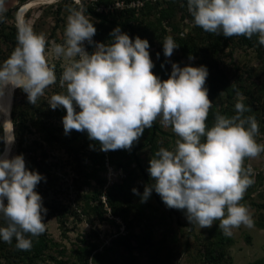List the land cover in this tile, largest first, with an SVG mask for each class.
<instances>
[{"label": "clouds", "instance_id": "clouds-1", "mask_svg": "<svg viewBox=\"0 0 264 264\" xmlns=\"http://www.w3.org/2000/svg\"><path fill=\"white\" fill-rule=\"evenodd\" d=\"M186 3L194 26L226 38L256 36L264 46V0ZM84 11L83 6L68 9L63 43L48 41L31 27H20L16 47L0 63V95L10 85L26 93L28 103L35 106L45 90L57 83L49 56L65 61L59 77L65 92L52 94L47 102L52 110H66L62 118L66 135L86 131L90 140L100 143L101 151L131 150L159 118L178 139L174 150L161 147L150 159L147 171L154 183L144 187L141 201L146 202L154 190L167 208L186 210L188 222L200 228H211L219 221L218 227L230 235L241 225L253 227L249 210L240 203L253 183L252 170L245 169L244 161L264 153V144L256 142L255 117L244 115L250 111L242 102L244 97L237 93L235 115L216 113L208 128L212 101L204 87L205 66L172 63L169 78L161 81L153 74L146 39L137 36L133 41L117 26L110 33L111 42L95 43L97 30ZM85 42L94 45L93 52L85 49ZM178 47L171 36L165 37L164 56L170 58ZM0 141L7 147L15 137L5 133ZM42 179L26 168L23 155H0V219L6 225L0 226V240L10 244L15 238L19 250H30L32 241L26 237L45 231L47 209L35 191ZM132 191L139 195L137 189Z\"/></svg>", "mask_w": 264, "mask_h": 264}, {"label": "trees", "instance_id": "trees-1", "mask_svg": "<svg viewBox=\"0 0 264 264\" xmlns=\"http://www.w3.org/2000/svg\"><path fill=\"white\" fill-rule=\"evenodd\" d=\"M29 1L31 0H22V6L19 9L29 4ZM117 1L120 0H96L85 3V7H83L85 8L84 14L90 18L97 30L93 39L100 43L107 44L111 42L110 33L117 26L121 28L123 33L128 34L133 41L137 36L146 39L150 45L148 51L151 60L155 65L152 70L153 74L158 76L161 81L169 78L172 63H179L181 67L205 66L208 70V77L204 87L207 88L208 97L212 101V107L206 121L208 128L213 126L216 113L228 117L236 114L234 106L238 101L237 93H239L244 97L242 101L244 105L250 109L244 115L254 116L259 125V134H264V46L257 43L256 36L251 39L244 36L226 38L222 34L207 33L196 26L190 28V25H188L190 31H185L183 36L182 27L185 28L186 21L193 23L187 10L186 0L147 1L145 6L139 10L127 8L108 13L98 10L100 7H108ZM61 8L62 5L52 13L55 15L57 23L62 21L60 19ZM77 8L79 7L77 6ZM18 11L15 9L10 16L13 24L5 23L7 15L9 16L8 13L0 18V63H3L10 56L17 45ZM117 13L121 16L117 17ZM47 15L49 14L44 11L37 20L33 26L35 33L45 34L43 31L46 29ZM30 16L31 9L26 13L25 21H28ZM168 36H171L179 46L173 52L175 54L172 55V61H169L163 54V42L165 37ZM48 39L50 38L48 37ZM235 46L255 50V59L260 62L258 67L251 63V65L243 68V72L240 66L235 67L225 64L223 58L226 57V49ZM91 52H93V48H90ZM232 52H234L233 49ZM157 54H159V58H157ZM190 55L194 59L189 60ZM229 55L231 56L232 53ZM161 65H163V68ZM242 72L246 75L244 79ZM59 77L57 76L56 84L45 90V95L37 100L35 106L28 103L26 93L19 88L15 90L12 120L17 141L16 156L23 155L26 168L38 172L45 178L41 180L35 189L42 199L47 197L49 191H52L57 198H61L65 194L62 190L61 177L52 172V165L49 162L46 149L38 140L32 139L30 134L35 129L41 134L42 139L47 140V144L51 148L66 149L74 155L77 164L75 203H78L79 208L85 215L96 216L103 222L114 223L115 218H120L130 231L142 222L140 220H144L149 216L147 201H141L144 189L136 185L138 180L143 181L145 185L150 184L141 156L146 149L150 150L152 158L161 147L170 150L169 144L162 139V137L169 134L162 129L158 118L153 126L146 129L141 138L134 142L131 150L107 152L101 151L100 143L90 140L86 131L76 132L73 130L72 132H75L73 136L66 135L62 124V118L66 115V110L60 107L55 109L54 112L47 102L52 94L65 92V89L59 86ZM232 79L235 81L233 85L231 84ZM3 135L4 125L0 123V136ZM4 150L5 144L0 141V155H4ZM39 150L41 152H38ZM107 164L122 170L126 177L121 183H115L104 190L106 178L103 173L106 171ZM244 167L247 169L246 166ZM250 178H253V176ZM90 182L98 185L89 193L84 191V188ZM133 189H137L139 195L133 194ZM152 195L157 197L154 190ZM103 196L106 197V201L102 199ZM42 204L47 211L50 210L48 203L42 202ZM254 206L257 207V205ZM259 207L261 213L258 214L257 220L253 222L256 227L264 230V203L258 205ZM107 208L111 209L114 220L109 221L107 219ZM53 210L57 213L61 227L64 229L68 220L71 218L78 219L76 216H79V213L65 205H56ZM0 226H6L2 219H0ZM26 238L32 241L31 248L27 251L19 250L16 247L15 238L10 244L0 240V264H46L47 261L54 264H119L116 261L109 262V252L114 251L113 248L116 244H124L127 247L132 246V242L128 240V235H119L112 240V245H103V248L99 244L84 241L82 244L86 245H80L75 251V260L66 261L51 253L56 247H60V244L55 242L46 230L39 236H28ZM213 238L204 246V255L210 262L225 264L227 260L226 247L231 244L232 239L227 237L222 229ZM136 243L137 246L131 249L137 248L140 251H155L156 249L159 253L166 244L165 240L153 241L151 236L143 238L141 235L139 237L137 235ZM135 260L136 258L130 257L123 264H137ZM160 260L162 264L167 263L166 260L159 259L154 255V263ZM252 264H264V259Z\"/></svg>", "mask_w": 264, "mask_h": 264}, {"label": "rangeland", "instance_id": "rangeland-1", "mask_svg": "<svg viewBox=\"0 0 264 264\" xmlns=\"http://www.w3.org/2000/svg\"><path fill=\"white\" fill-rule=\"evenodd\" d=\"M21 1L22 0H3V15L5 13L9 14L5 20L6 24H13V20L10 16L15 9L19 11L22 9H19L22 6ZM93 1L96 0H80V4H77L76 0H51L46 3L36 5L31 8V16L28 19V22H24V25L32 28L34 22H37L45 11L50 15H47V25L46 29L43 31V33L45 32L44 35L46 39L49 37L50 39H48V41L63 43V32L66 24V18L69 14L68 9L73 7L77 8V6L85 7L84 5L86 2L91 3ZM60 5H62L60 15V19L62 21L60 20L61 22H58L60 23L58 24L55 15L52 13L59 9ZM116 16L120 17L121 15L119 16L118 14ZM188 22L189 21H186L184 24L186 25L185 28L184 26L182 27L183 36L185 35V31H190V28L194 26L193 23ZM188 25H190V28ZM54 30L56 31L55 33L53 32ZM93 41L95 43H100L95 39H93ZM84 47L89 53L90 48H93L94 51V45H89L87 42L84 43ZM232 49L234 52H232ZM4 50L5 48L3 46V51ZM7 52L9 53L10 51ZM225 53L226 57L223 58V62L235 67L240 66L243 72V68L247 65H251V63H254L255 67H258L260 64V62L255 59L256 51L253 49L235 46L227 48ZM230 53H232L231 56L229 55ZM167 59L172 61V56L170 58L167 57ZM48 62L50 65L54 66L56 76H60L63 71L65 61L49 56ZM243 76L244 79L246 75L243 74ZM234 83L235 81L232 79L231 84L233 85ZM1 99L2 95H0V103ZM76 110L78 112L79 108ZM3 122V116L0 113V123L4 125ZM161 127L169 134L168 136L162 137V139H164V142L169 144L170 150H174L175 141L178 137H176L170 127H164L162 125ZM5 133L4 127V134ZM74 134L75 132L72 131L69 133L70 136H73ZM30 137L38 140L46 149L49 156V162L52 165V172L61 177L63 185L62 190L65 193L63 197L57 198L52 191H49L47 197L42 199L43 203H48L50 206V210L47 211L50 213H47L44 218L45 230L55 242L60 244V247H56V249L51 251L54 256L66 261H74L75 251L80 245H86L82 244L84 241L86 243L99 244L101 248H103V245H112V240L119 235H128V240L132 242V246L127 247L124 244H116L113 248L114 251L109 252L108 254L109 262L116 261L119 264H123L131 257L134 259L136 258L135 262L137 264H162L161 260L154 263L155 255L159 259L166 260V264H217L208 261L205 257L204 246L207 242L212 241V239H214L213 237L220 233V228L218 227V224L220 223L219 221H214L211 228H200L196 224H190L186 219V210L167 208L158 194H156L157 197L151 194L150 198L146 202L149 216L144 220H140L142 222L130 231L126 228V225L120 218H115V222L111 223L103 222L96 216L85 215L81 208H79L78 203H75V176H77L78 171L74 155L70 154L66 149L51 148L50 145L47 144V140L45 141L42 139L41 134L38 131H35V129L32 130ZM255 139L258 144H264V134H258ZM16 149L17 141L15 139L11 158L16 156ZM38 152H41V150ZM3 154L5 155L6 153L4 152ZM141 157L147 171L150 167L149 161L152 158L150 150L146 149ZM244 166H246L247 169L250 168L252 170L251 176H253V178L251 179L253 180V183L247 188L244 198L240 201V203L249 210L252 220L256 221L258 214L261 213V209L260 207L258 208V205L264 203V153H261L260 156L256 158L246 159V161H244ZM147 174L149 176L150 184L154 183V181L151 180L148 171ZM103 176L106 178L104 189L106 190V188L115 183H121L126 177V174L122 170L116 169L115 167L107 164L106 171L103 173ZM259 176L261 177L258 178ZM97 185L98 184H95L94 182H90L87 186H85L84 191L90 193L97 187ZM136 185L143 189L146 186L145 183L140 180H138ZM104 198L106 197L103 196L102 199L104 200ZM56 205H65L76 211L79 213V216H76L78 219L71 218L68 220L66 228L64 229L61 227L57 213L53 210ZM254 205H257V207ZM107 210V219L109 221L114 220V217L111 215V209L107 208ZM137 235L138 237L141 235L143 238L151 236L153 241L158 242L165 240L166 244L160 253L157 252L156 249L155 251H140L137 248L131 249L132 247L137 246ZM226 236L230 237L232 242L226 247L227 260L225 261V264H252L258 260L264 259V230L259 229L255 225L251 228L241 225L239 228H233L231 230V234H226ZM46 264L54 263L47 261Z\"/></svg>", "mask_w": 264, "mask_h": 264}, {"label": "bare ground", "instance_id": "bare-ground-1", "mask_svg": "<svg viewBox=\"0 0 264 264\" xmlns=\"http://www.w3.org/2000/svg\"><path fill=\"white\" fill-rule=\"evenodd\" d=\"M51 0H33L29 4H27L25 7H23L18 14L19 17V25L21 27L25 26L24 25V15L25 13L31 9L32 7L36 5H40L42 3H46ZM17 89V88H16ZM16 89H13L10 85L4 90V94L2 95L1 103H0V113L3 116L4 120V127H5V132L12 134L13 135V127H12V108H13V93ZM6 121H11V123H5ZM15 142V141H14ZM13 144L8 145L7 147L5 146L4 152L6 153L5 155L8 158H11L12 154V149H13Z\"/></svg>", "mask_w": 264, "mask_h": 264}, {"label": "built area", "instance_id": "built-area-1", "mask_svg": "<svg viewBox=\"0 0 264 264\" xmlns=\"http://www.w3.org/2000/svg\"><path fill=\"white\" fill-rule=\"evenodd\" d=\"M147 1L158 2V1H164V0H136V1H131V2H126L125 0H120V1H117L108 7H100L98 10L101 12L105 11L107 13L110 11H115V10H125L127 8L139 10L145 6V3ZM2 16H3V12L0 13V18ZM104 200L106 201V198H104Z\"/></svg>", "mask_w": 264, "mask_h": 264}, {"label": "crops", "instance_id": "crops-1", "mask_svg": "<svg viewBox=\"0 0 264 264\" xmlns=\"http://www.w3.org/2000/svg\"><path fill=\"white\" fill-rule=\"evenodd\" d=\"M29 10H30V9H29ZM29 10H28V11H29ZM28 11H27V12H28ZM27 12H26V13H27ZM31 12H32V9H31ZM26 13H25V15H26ZM25 15H24V18H23V19H24V22H26V21H25ZM29 18H30V17H29ZM18 20H19V18H18V13H17V26H18ZM27 22H28V21H27ZM35 22H36V21H35ZM35 22H34V25H35ZM34 25H32V29H33V26H34ZM18 27H19V26H18Z\"/></svg>", "mask_w": 264, "mask_h": 264}, {"label": "water", "instance_id": "water-1", "mask_svg": "<svg viewBox=\"0 0 264 264\" xmlns=\"http://www.w3.org/2000/svg\"><path fill=\"white\" fill-rule=\"evenodd\" d=\"M18 26H19V28L21 27V26L19 25V23H18ZM14 93H15V91H14ZM14 93H13V104H14ZM11 116H12V115H11ZM12 127H13V135H14V137H15L13 120H12Z\"/></svg>", "mask_w": 264, "mask_h": 264}]
</instances>
